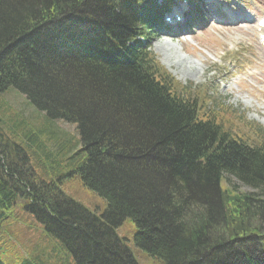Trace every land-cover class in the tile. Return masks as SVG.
I'll return each instance as SVG.
<instances>
[{"label": "trees", "instance_id": "trees-1", "mask_svg": "<svg viewBox=\"0 0 264 264\" xmlns=\"http://www.w3.org/2000/svg\"><path fill=\"white\" fill-rule=\"evenodd\" d=\"M164 1L0 0V96L75 123L85 156L68 174L106 200L97 214L40 179L0 127V222L23 200L76 264H139L126 217L162 264H264V127L156 59Z\"/></svg>", "mask_w": 264, "mask_h": 264}, {"label": "rangeland", "instance_id": "rangeland-1", "mask_svg": "<svg viewBox=\"0 0 264 264\" xmlns=\"http://www.w3.org/2000/svg\"><path fill=\"white\" fill-rule=\"evenodd\" d=\"M220 1L214 4L201 0V16L191 8L190 21L182 29L161 28L151 36V49L160 63V59L170 63L173 76L181 84L194 90L205 88L208 100L238 108L248 120L264 127V48L253 25L261 15L264 0ZM175 6L182 5L174 1ZM158 46L160 52L154 50ZM0 121L1 130L27 152L28 166L40 179L61 178L64 193L97 214L103 212L105 198L85 186L76 172L68 174L85 156L79 151L81 142L75 123L48 117L14 88L0 96ZM225 175L230 186L253 192L254 196L257 193L233 176ZM115 230L139 264L163 263L135 244L136 225L132 218H124ZM0 261L76 264L65 245L47 233L25 209L23 200L8 208L0 222Z\"/></svg>", "mask_w": 264, "mask_h": 264}, {"label": "bare ground", "instance_id": "bare-ground-1", "mask_svg": "<svg viewBox=\"0 0 264 264\" xmlns=\"http://www.w3.org/2000/svg\"><path fill=\"white\" fill-rule=\"evenodd\" d=\"M160 46H158V48L156 47V49H154L155 51H157V52H160ZM161 60V63L162 64H164L165 65V67L173 74V75H175V72H173V70L172 69H170V63H168L167 61L165 62V61H163L162 59H160ZM186 74V73H185ZM186 76H187V74H186ZM185 77V76H184Z\"/></svg>", "mask_w": 264, "mask_h": 264}]
</instances>
